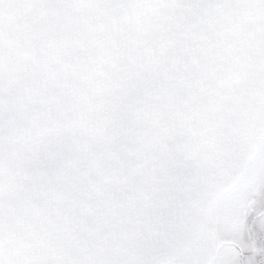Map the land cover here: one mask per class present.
Listing matches in <instances>:
<instances>
[{
  "label": "snow or ice",
  "instance_id": "6c2138e0",
  "mask_svg": "<svg viewBox=\"0 0 264 264\" xmlns=\"http://www.w3.org/2000/svg\"><path fill=\"white\" fill-rule=\"evenodd\" d=\"M258 189L264 0H0V264H222Z\"/></svg>",
  "mask_w": 264,
  "mask_h": 264
},
{
  "label": "flooded vegetation",
  "instance_id": "af4514ba",
  "mask_svg": "<svg viewBox=\"0 0 264 264\" xmlns=\"http://www.w3.org/2000/svg\"><path fill=\"white\" fill-rule=\"evenodd\" d=\"M257 194L249 198L243 208V213L238 216L237 223L240 229L241 246L239 251L235 250V242L229 240V251L224 253L220 259L222 264H239L241 255H256L264 252V241H257L256 237L264 234V191L256 190ZM215 248L225 246L224 240L215 233Z\"/></svg>",
  "mask_w": 264,
  "mask_h": 264
},
{
  "label": "water",
  "instance_id": "95a60500",
  "mask_svg": "<svg viewBox=\"0 0 264 264\" xmlns=\"http://www.w3.org/2000/svg\"><path fill=\"white\" fill-rule=\"evenodd\" d=\"M209 236H210V241H209L210 247L214 249L216 239H215V234L211 228L209 229Z\"/></svg>",
  "mask_w": 264,
  "mask_h": 264
},
{
  "label": "rangeland",
  "instance_id": "374dc122",
  "mask_svg": "<svg viewBox=\"0 0 264 264\" xmlns=\"http://www.w3.org/2000/svg\"><path fill=\"white\" fill-rule=\"evenodd\" d=\"M213 230V232L217 233L218 229L216 227H212L211 228Z\"/></svg>",
  "mask_w": 264,
  "mask_h": 264
}]
</instances>
